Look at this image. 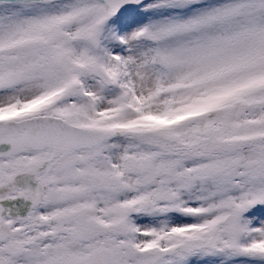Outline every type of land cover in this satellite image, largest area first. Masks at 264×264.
I'll return each mask as SVG.
<instances>
[{
  "label": "snow or ice",
  "instance_id": "obj_1",
  "mask_svg": "<svg viewBox=\"0 0 264 264\" xmlns=\"http://www.w3.org/2000/svg\"><path fill=\"white\" fill-rule=\"evenodd\" d=\"M0 264H264V0H0Z\"/></svg>",
  "mask_w": 264,
  "mask_h": 264
}]
</instances>
